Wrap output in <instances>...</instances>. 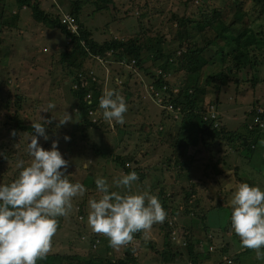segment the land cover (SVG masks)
Listing matches in <instances>:
<instances>
[{"label":"rangeland","instance_id":"obj_1","mask_svg":"<svg viewBox=\"0 0 264 264\" xmlns=\"http://www.w3.org/2000/svg\"><path fill=\"white\" fill-rule=\"evenodd\" d=\"M73 1L75 0H59L62 9L58 12L60 14L64 12L70 13ZM146 1L151 2V7L148 6L149 10L146 12V19L150 20V23L142 19L145 23L143 28L137 23V17L143 10H137V7L141 5L144 9ZM184 1L186 0H80L78 19L83 28L86 30L91 29L93 38L97 42L109 39H132V42L139 47L143 57L141 67L132 64L133 62L125 57L115 58V56H111L113 59L112 63L109 62L111 64L106 63L104 60L102 61V59L99 60V63L105 62L104 65H110V67L108 66L109 73L114 72V75H110L112 79L120 75V68L124 71L136 68L138 71L145 68L153 70L156 75L163 73V65L158 66V64L163 63L165 57H168L171 67L168 68L169 72L166 77L170 81L173 93L185 90L190 94L194 93V91L190 88L183 71L178 68V54L179 51L184 50V47L181 50V48L178 49V45L172 43V39L175 38L174 29H179V24L176 23L177 20L174 16L177 15L181 18L182 15H186V19L191 18V16L196 19V16L191 15V13H196V15L200 13V10L196 7L197 5L202 4V13L204 14L211 11L214 7H219L226 25L233 29L230 18L235 4L232 3V0H226L221 4H218L217 0H194L193 3L190 1L188 6L184 7L182 5ZM40 2L41 7L44 9L43 11H45L49 9L52 1L48 5L44 4V0ZM52 5H55L54 2ZM250 6L249 0H243L246 18L251 20L258 17L260 19L257 30L260 31V35L264 39V13L261 15L256 12L250 14ZM51 12L52 14H48V16L52 19H55L54 17L58 18L56 9L51 10ZM85 24L90 28H87ZM48 31L51 32L49 33ZM71 40L70 37L66 38L58 28H50L49 24L37 21L33 15L32 6L29 5L21 11L18 9L15 0L0 1V46H9L8 49L6 48L3 51L0 49V57L3 54H6L10 59L15 56L18 57L17 61L10 60L4 64L0 62V183H10L13 178L17 177L19 170L15 165L18 159H23L26 163L30 162L31 158L27 153L26 146L28 134H35L31 127V121H39L41 116L47 120L46 114H52L55 110L62 117L67 112L72 117L69 121L71 123L74 121L75 109L67 88L60 86L58 97L56 98L55 91L50 92L46 89V85L49 82L59 78L64 79V82L67 83L66 77L59 69L61 66L57 60L59 52L66 49V45L71 43ZM69 47L71 46L69 45ZM215 47V44H210L202 53L206 57L212 56L214 58ZM229 48V46L225 47V52L228 56L223 63L217 64L215 62L203 68L202 72L205 71V74L210 72L213 74L212 81L206 82L204 90L194 94L192 97L195 99L199 110L209 105L212 100L217 99V103L220 106L218 110L209 106L212 113H207L209 116L208 120L213 117L216 120H220L215 117L216 114H219L223 118L220 122L224 126H226L227 122L228 126L230 124L229 127H231L237 123V119L244 116L243 111H255L256 106L264 105V50H255V57L251 56V61H246L237 68L232 59L233 54L231 52L228 53ZM110 54V51H106L104 55L110 56ZM21 55H27V61L21 59L19 57ZM123 59L126 62H130L126 65ZM153 59L157 60L153 61ZM96 60L85 59L83 65L93 64V66H97L98 61ZM50 71L51 75H48ZM102 71L106 70L103 69ZM138 73L140 74L138 75L140 81L147 76H144V71L139 70ZM222 74L227 75L225 79L221 78ZM99 80H101V76H99ZM110 80V77H108L105 81L107 83ZM205 80L206 78L203 76L201 81L205 82ZM143 81L139 82V84L143 86L145 92L149 87ZM135 82H137V78L131 77L126 87L137 90L139 85L137 83V87H135ZM165 85L163 84V87ZM217 85H220L218 92L215 91ZM63 95H66L65 100L60 98ZM155 95L156 93H154ZM148 101L146 104L144 103L146 106L143 105L144 108L148 107L142 113L144 116L132 111L131 103L127 104L128 110L124 114L125 122L120 124L118 129L115 128L116 123L114 121L107 120L108 123L107 121L105 123L99 118L100 121L96 123L98 125L97 130L93 128L95 133L87 129L84 132L86 137L81 142H79L77 137H70L71 134L67 127L59 126L57 123L55 124L56 126L52 123L45 125V131L49 138L44 140L43 137H39L38 142L43 148L48 149L53 140L58 141V149L68 161L65 174L73 182L79 181L85 187L83 195L72 198V206L67 210L66 214L59 216V218L57 217V221L59 219L60 222H58L57 231L51 239L50 249L46 255L60 254L64 257L62 261L65 264H82L83 261L94 258L90 256L97 252L96 249L100 246L98 244L91 245L94 244L91 243V239L94 238L95 242L98 243L100 236L104 235L94 232L87 223L88 200L100 196L94 184L97 177L103 176L107 179L113 174L114 178H117L123 174L116 171L118 167L113 160L115 155L128 154L129 151H132L130 147L133 145V151L137 153L136 159L139 162L137 165L133 164L132 167L135 166L139 167V170H144L140 168H147V166L149 167L155 162L158 163L156 169H150L145 172L148 176L143 183L137 180L138 183L135 181L132 184L130 190L134 192H141L139 189L141 186L149 188L153 183L156 185L161 182L167 183L165 179L172 180L173 171L180 169L179 165H176L172 171L167 169L164 161L167 160L170 150L167 143H161L160 137L165 141L168 134L176 140L179 146H183L187 142L190 143L191 141L183 140L184 138H182V134L178 130L181 118H177V116L168 117L167 114L164 117V113L169 112L168 109H166L167 112L164 111L163 106L158 104V100V105L150 103L151 99ZM49 102L55 104V109H48ZM136 103L143 104L140 100H136ZM16 110L19 113V117H14L13 115ZM45 110L47 112H44ZM58 114H55V117H59ZM69 121L64 124H68ZM57 122L59 123L58 120ZM215 125L217 124L215 123ZM13 130H15V135L12 134ZM125 133L127 134L124 135ZM261 133L262 135L257 138L259 140H257L255 150L252 149V151L254 150L252 153L256 157V161L253 157H248L249 162L244 161L243 168L237 162L244 159L240 153L242 146L238 144L239 141H235L237 144L232 145L220 139L212 141L208 145L209 140L204 142L202 139H197L194 145L189 144V147L185 149L184 155L181 157L184 162L182 170L189 168L191 172L194 171L200 175L196 176L200 180L194 179L192 181L186 174L180 175L178 179L180 183L186 184L191 188V193L196 190L195 197L199 199L197 208L204 210V220L193 217L195 224L201 222L203 225L197 231L193 228L192 230L194 231V239H198L193 246L194 251L201 253L200 258L204 259L206 264H212L206 258L207 245L199 246V244L206 243L208 237L212 238L213 247L216 245L217 249H219L225 242V245L231 244V249L235 251L215 257V261L219 264H227L226 261H222L223 256L230 258L231 264H264V259H257L255 250L246 251V247L241 244L240 239H237V241L241 247H244L246 252H237L236 250L240 247L237 241L232 242L233 238H231L229 226L222 228V226L229 223V215L231 214L229 200L238 183L247 182L252 185L250 181H257V184L264 189V131L262 130ZM65 135L70 137V139L65 140L63 138ZM119 137L123 138V140H119L120 143L117 142ZM93 142L98 143V148L103 145L108 150V155L97 157L88 150V146ZM155 142L157 148L153 150ZM74 146L79 151V154H82L79 160L77 159V152ZM178 153L176 152L172 157L177 158L176 155ZM212 154L216 160V165L211 164L212 170L210 167H204L207 169L204 174L201 169L198 170L196 168L197 165L195 163H207L208 161L205 158ZM6 157L8 158L5 161ZM189 158L196 159V162L188 160ZM160 161L163 164L162 170H160ZM91 164L93 165L89 166ZM107 168L108 170H106ZM157 179L160 181H156ZM82 181H85L86 184L82 183ZM159 186L162 185L156 186L151 193H157ZM111 190L120 191L119 188L115 187ZM179 196L183 197L185 193L183 192ZM77 203H81V210L83 211L81 216L77 213ZM189 203L192 204L191 199H189ZM81 217L84 219L82 220ZM184 218L188 219L187 217ZM178 223L182 224L183 221L178 219L175 228L178 227ZM162 224L163 222H157L148 230H143L142 237L137 236L139 239L134 236V233L133 239L126 244L119 247L110 245L112 247V249L108 247V251L111 250L109 252L110 258L102 259L100 264H107L106 259H110L112 262L117 259H123V251L126 245L134 246L133 243L137 246L139 243L141 244L138 249V258L140 257V259L137 260V264H187L188 260L186 257L189 254L186 247L182 246L184 241L182 237L178 245L170 244L172 252L164 255L168 248L163 243V233L160 227ZM204 225H207V228ZM185 236L183 234L184 238ZM147 242L150 244L149 246L144 244ZM102 253L105 254L106 250H103ZM183 256L185 258L184 261L182 259ZM127 264H132V262Z\"/></svg>","mask_w":264,"mask_h":264},{"label":"trees","instance_id":"obj_2","mask_svg":"<svg viewBox=\"0 0 264 264\" xmlns=\"http://www.w3.org/2000/svg\"><path fill=\"white\" fill-rule=\"evenodd\" d=\"M4 1V0H0ZM41 0H15V2L18 5V9L22 11L25 7L27 8L29 5L33 8V15L36 17V20L39 22H44L50 25V28L56 27L58 28L65 36L66 38L70 37L72 40L71 43H68L66 45V49L59 52V57L57 62H59V65L61 66L59 69L64 74V77H66L67 83L64 82V79H57L49 82L46 85V89L48 91H55L56 95L55 98L58 97V90L60 86L63 88H67L68 93L71 97V100L73 101V107L75 109L74 114V121L71 123L69 121L68 124H59L57 122L56 118H53L52 116H55V114H58L55 110L52 114H46L48 119H50L52 124H58L62 127H67L68 131L71 134V138L77 137L79 139V142H81L83 139H85L84 132L89 129L95 133V129L97 130V122H99V118H101L106 123V119L101 115L102 109L98 107V98L102 95L103 91L107 88H114L116 89L120 95H122L125 98L126 104L131 103L132 108L131 110L135 113H139L140 115H143L142 113L145 112L148 107L144 108V103L146 104L149 102L148 100L151 99L150 103L157 104V100L159 101V105H162L164 108V111L167 112L166 109H168V113H164V117H166V114L168 117L177 116L180 117L179 127L178 130L182 134V138L185 141H191L190 143H184L183 146H179L175 139H173L170 135H166L165 141L162 137H160L161 143L164 142L167 143L168 149L170 150V154L164 163L166 164V167L169 171H172L175 169L176 165L180 166V169H175L173 171V179H165L167 183L161 182L156 184L150 185L149 188H146L144 186H141L139 189L140 191H152L156 186H159L157 189V193H154L158 195V198L160 200V203L164 207V209L167 212V216L165 220L163 221V224L161 225V229L165 230V235L163 238L164 245L168 248L167 251L164 252V255H167L168 252H172L171 246L176 245V243L171 238V229H175V226L177 225V220L180 219L183 221L182 224L185 225V227L189 230H187L185 227L183 228L184 232H187L185 238V246L187 253L189 254L191 259L199 258L200 255L198 251H194V244L198 241V239L193 240L192 239V233L194 231L192 228L197 231L198 227H195V224L193 222V217L198 218H204L205 214L203 213L204 210L198 209V201L199 199L196 198V190L191 193V188L183 183L179 182L180 175L186 174L187 177H189L192 181L194 179L200 180L196 178V176H200L194 171H190L189 168L187 170H182L184 166V162L182 160V156L184 155L185 149L189 147L190 145H194L196 143L197 139H202L204 142L206 140H209L208 145L212 143V141L216 140H222L223 142L231 143L234 145L236 142L239 141V145L242 146V149H240V153L242 158H244L241 161H237L240 163V167H244V161L249 162L248 157L255 158L254 154L252 153L255 150V147L257 146V139L259 135H262L261 128L258 126V124L254 121L255 117L257 115L256 109L255 111H243L242 117H238L237 123L232 125L230 124L228 126L226 122V126L220 122L223 118L219 114H216L215 117H218L220 120H216L214 117L211 120H208V112H211V109L209 106H212L213 109L218 110L219 104L217 103V99H214L211 101L209 105L202 108L201 110L197 109L195 99L192 97L194 94L202 92L205 88L206 82L212 81L213 74L207 73L205 74L202 70L205 66H208L210 64H213L215 62L223 63V61L227 58L228 54L225 52V47H230L228 50V53L231 52L232 59L235 62V66L239 68V65L243 64L244 62L251 61V56L255 57V50L263 51L264 50V39L260 35V31L257 30V27L259 26L260 19L258 17H255L253 19H248L245 16V12L243 9V0H232V3L234 5V10L232 11L231 21H232V28L228 27L225 23V20L222 17L221 10L219 7H214L211 11H208L206 14L202 13V4L197 5L196 7L200 10V13H191V15L196 16V19H194L192 16L189 19H186V15H182L181 18L177 15L174 16V18L177 20L176 23L179 24V29H174V35L175 38H173L172 43L178 45V49L181 48L183 51H179V64L178 68L183 71V74L188 80V83L190 85V88L194 91V93L188 94L187 91H179L178 93H173L172 87L170 86V81L167 79L166 74L169 72V67H171V63L168 61L169 58L165 57V61L163 63H159L158 66L163 65V73H158L156 75V72H153V70L150 69H139L140 71H144V76H149L141 81L145 82L146 86L149 87L147 91L144 92V88L141 84H139L140 79L138 78V75H140L136 69H128V70H122L120 68L119 74L115 76L113 79L110 75H114V72L108 71L110 65H104L105 62L99 63V60L102 59V61H106V63H109L113 61L111 56H115V58H122L125 57L129 60H133L132 64L137 65V67L142 66L143 57L140 53L139 47L132 42V39L128 40H117V39H109V40H103L102 42H97L93 38L92 31L89 29H85L82 27L81 22L78 19L79 11H80V0L73 1V7L71 9L70 14L73 15L79 24V35L78 36H70L69 32L66 30L64 26L60 24L58 19L54 17L55 19H52L50 16H48L47 13H45L41 9ZM182 1V0H180ZM194 0H186L182 2V5L184 7H187L189 2ZM218 4L225 2L226 0H217ZM231 1V0H228ZM250 1V8L249 12L250 14L256 12L258 15H261L264 13V0H249ZM79 3V5H78ZM151 2L146 1V4L143 6L138 5L137 10H143L138 17H137V23L140 27L145 26L144 21L149 22L150 20L146 19V12L149 10L148 6L151 7ZM187 24V25H186ZM90 28V27H87ZM91 32V33H90ZM129 33V31H127ZM126 32V34H128ZM49 35V34H48ZM111 38V37H110ZM83 41V42H81ZM215 44V57H206L202 52L205 50V48L210 45ZM69 45L71 47H69ZM9 46H0V49L3 51L4 49H8ZM68 47V49H67ZM69 48H71L69 50ZM177 49V50H178ZM106 51H110L111 54L104 55ZM21 59H25L27 61V55H21L19 56ZM18 57H13L12 59L8 58L6 54H3V56L0 57V62L2 64L7 63L8 61H17ZM85 59H97L98 66H93V64L89 65H83ZM117 60V59H116ZM120 60V59H119ZM124 60V59H123ZM157 60V59H153ZM126 61V60H124ZM254 61V60H253ZM31 63V62H28ZM109 63V64H111ZM118 64H120L119 61H117ZM170 65V66H169ZM105 66V67H104ZM105 69L106 71H102ZM175 70V68H173ZM205 70V69H204ZM51 71L48 73L50 74ZM99 76H101V80H99ZM205 76L206 80L201 81L202 77ZM227 75H223V79L226 78ZM110 77V81L106 83V79ZM137 78V82H135L134 86L138 83L137 90L131 89V87H126L128 80L131 78ZM163 84H166L163 87ZM151 86V87H150ZM220 85H217L215 87V91L218 92ZM163 87V88H162ZM154 93L156 95L154 96ZM143 95H147L146 98H143ZM147 97L149 99H147ZM61 99H66V95H63L60 97ZM136 100H140L143 102V104H137ZM157 104V105H158ZM144 105V106H143ZM168 105L170 106L168 108ZM255 106V105H254ZM171 108V109H170ZM176 111V112H174ZM212 113V112H211ZM263 114V113H262ZM14 117H19V113L16 110L13 113ZM61 118L62 115L58 114ZM144 116V115H143ZM162 116V115H161ZM234 116V115H233ZM13 117V119H14ZM235 117V116H234ZM264 117V115H263ZM95 118V120H93ZM109 121V120H108ZM107 121V123H108ZM160 122V121H159ZM49 123V124H50ZM110 123V122H109ZM162 123V122H161ZM215 123L217 125H215ZM102 126L101 124H99ZM116 129L120 127V124L116 123ZM114 125V126H115ZM56 126V125H55ZM126 126V125H124ZM236 126L238 128V132L236 129ZM229 127V128H228ZM24 128V127H22ZM91 128V129H90ZM94 128V130H93ZM18 129V128H17ZM16 129V130H17ZM63 129V128H62ZM62 131V130H61ZM125 133L124 135H126ZM146 138V136H144ZM119 140H123L122 137L117 138V142L120 143ZM145 141V140H144ZM237 144V143H236ZM163 147V146H162ZM236 147V146H235ZM234 147V148H235ZM76 149V147L74 146ZM89 148V149H88ZM88 150H90L93 154H95L97 157L100 156H107L108 150L101 145L98 148V143H91V145L88 146ZM133 145L130 147L132 151H129L128 154L121 153L120 155L117 154L114 157V162L117 164V170L119 172H122L123 174H126L130 171H136L137 174L139 172V181L144 182L146 177L148 176L147 173L150 169H156L157 168V162H155L153 165L147 166L144 168V170H139V167H132L133 164L137 165L139 161L136 159L135 151H133ZM157 148L156 142L153 145V150ZM252 149H254L252 151ZM77 152V159L79 160V157L82 154H79V151L76 149ZM176 152H179L176 157H172L173 154ZM106 153V155H105ZM8 157L5 158V161ZM102 159V158H101ZM99 159V160H101ZM186 159V157H185ZM174 160V161H172ZM190 161L194 160L196 162V159H188ZM205 160L208 162H201V163H195L197 166L196 168L198 170L201 169V171L205 174L207 169L204 167H210L212 170V163L216 165L215 158H213V154L209 157H206ZM78 162V161H77ZM181 162V163H180ZM188 162V161H187ZM160 164V170L163 169V164L161 161ZM85 165V164H84ZM93 164L89 165L92 166ZM218 165V164H217ZM86 167L88 168V165L86 164ZM108 170V168L106 169ZM16 178V177H15ZM113 174L109 176V178L106 179V181L111 185L113 181ZM118 178V177H117ZM14 180V178L12 179ZM156 181H160L157 179ZM171 182V183H169ZM199 182V181H198ZM253 182V181H250ZM253 183L255 185L257 184ZM82 183H85V181ZM138 183V181H137ZM156 183V182H155ZM86 184V183H85ZM95 184V182H94ZM113 187H115L113 185ZM112 187V188H113ZM116 188V187H115ZM120 191L122 189L119 188ZM185 193V196L180 197L181 193ZM94 197V195H93ZM180 198V199H179ZM189 199H191V203H189ZM77 213L81 216L83 215V211L81 210V203H77ZM187 217L188 219L184 218ZM59 218V217H58ZM58 222L59 219H58ZM81 223V222H80ZM178 227L181 226L180 223H178ZM177 227V228H178ZM205 228H207V225H205ZM222 228H225V226H222ZM142 231V230H141ZM141 231L135 233V237H137ZM192 232V233H191ZM101 238L98 239V243L95 242V239H91V245L98 244L100 247L96 249L97 252L93 253L88 260H85L82 262V264H100L102 259L110 258L108 247L111 245L107 237L100 236ZM146 245H150L148 242L144 243ZM134 246H131L130 244L126 245L125 250L123 251V259H117L116 261L112 262L110 259H106L107 264H127L132 262V264H137L138 258V249L141 246H137L135 243H133ZM224 250V247L221 248ZM106 250V253L103 254L102 251ZM92 251V248H91ZM63 256L60 254L55 255H45L42 259H38V264H65L63 263ZM44 260L42 263L41 261ZM69 264V263H66ZM81 264V263H76Z\"/></svg>","mask_w":264,"mask_h":264},{"label":"clouds","instance_id":"obj_3","mask_svg":"<svg viewBox=\"0 0 264 264\" xmlns=\"http://www.w3.org/2000/svg\"><path fill=\"white\" fill-rule=\"evenodd\" d=\"M67 14L71 15L66 12L56 17L60 24V18ZM79 31L78 24V33L68 32L70 36H78ZM124 62L127 65L130 61ZM55 107L54 103L49 102L48 109ZM98 107L103 110L104 119L118 124L125 122L124 114L128 107L125 98L116 89H105L98 98ZM256 113L254 121L262 131L264 105L257 106ZM52 117L59 124L72 119L67 112L62 118ZM50 122V119L42 116L39 121H31L35 134H28L26 146L30 162L18 159L15 165L19 170L17 177L10 183H0V264H37V260L42 259L50 249L51 239L57 231V217L65 215L71 208L73 197L85 192L83 184L73 182L65 174L68 161L58 149V141L53 140L48 149L38 142L39 137L48 140L45 125ZM12 134L15 135V130ZM63 138L70 139L67 135ZM138 179L137 172L133 170L113 178L111 185L103 176L94 181L100 196L88 200L87 223L94 232L105 235L113 247L126 244L133 239L134 233L148 230L154 223L163 222L167 216L158 195L147 190H130ZM113 185L122 191L111 190ZM229 205L231 228L241 244L246 251L255 250L257 259H264V189L259 185L240 182L231 194ZM202 225L200 222L195 227L199 226L200 229ZM183 228L181 225L171 229V238L176 244L181 242V237L184 238L183 234H187ZM192 239L195 240L193 235ZM212 242V238L208 237L206 243L199 244L207 245L206 256L214 251ZM182 246L186 247L185 240ZM187 260V264H206L200 257L191 259L188 255ZM222 261L232 263L225 256Z\"/></svg>","mask_w":264,"mask_h":264},{"label":"crops","instance_id":"obj_4","mask_svg":"<svg viewBox=\"0 0 264 264\" xmlns=\"http://www.w3.org/2000/svg\"><path fill=\"white\" fill-rule=\"evenodd\" d=\"M50 1H52V2H51V4H50V6H49V9H48V10L46 9L44 12L47 13V14H52L51 10L56 9V11H57V14H56V15H59L60 13H59L58 11L62 9L59 0H50ZM50 1H49V0H44V4L48 5V3H49ZM53 2H54L55 5H52ZM40 6H41V5H40ZM25 8H26V7H25ZM41 9L44 10L42 7H41ZM19 10H20V9H19ZM48 12H49V13H48ZM64 13H66V12H64ZM85 26L88 27L87 24H85ZM48 32L50 33L51 31H48ZM234 127H235V125H234ZM236 129H237L236 132H238L239 130H238L237 126H236ZM263 131H264V128H263ZM136 156H137V155H136ZM254 160L256 161V157L254 158ZM251 183H252V185H253V183H256V182L253 181V182H251ZM263 188H264V187H263ZM229 218H230V215H229ZM181 225L185 227L184 224H181ZM224 226H229V231H230V233H231V235H232L231 238H233V239H232V242L237 241V239H239V237L234 233L233 230H230V229H231L230 219H229V223H228L227 225H224ZM160 227H161V225H160ZM161 231H162V233H163V238H164L165 231L162 230V229H161ZM142 235H143V230L141 231V233H140L138 236L142 237ZM137 238H138V237H137ZM107 239H108V238H107ZM138 239H139V238H138ZM177 240H179L178 237H177ZM237 242H238V241H237ZM107 243H109V242H107ZM176 245H178V244H176ZM176 245H174V246H176ZM238 246H239L240 248H239L238 250H236L237 252H241V253L246 252L245 249H244V247H241V245H239V242H238ZM109 247L112 249L111 246H109ZM223 247H224V250L221 249V248H223ZM233 247H234V245H233ZM221 248L217 249V246L215 245L213 253H212V254H209V255L206 256V258L209 259V261H210L212 264H219V263H217V262L215 261V260H216L215 257H218V256H220V255L228 254L229 252H231V253H232V252H235V251H233V250L231 249V244H227V245H225V242H224V245L221 246ZM215 254H217V255H215ZM214 255H215V256H214ZM223 257H224V256H223ZM225 257H226V256H225ZM186 258H188V256H187ZM182 259H183V261L185 260L184 256H183ZM229 259H230V258H229ZM203 261H204V259H203Z\"/></svg>","mask_w":264,"mask_h":264},{"label":"built area","instance_id":"obj_5","mask_svg":"<svg viewBox=\"0 0 264 264\" xmlns=\"http://www.w3.org/2000/svg\"><path fill=\"white\" fill-rule=\"evenodd\" d=\"M61 24L70 32L78 33V24L71 15H63L61 18Z\"/></svg>","mask_w":264,"mask_h":264}]
</instances>
